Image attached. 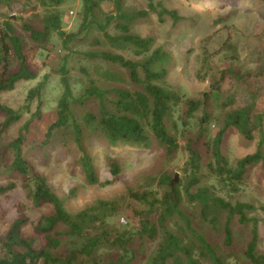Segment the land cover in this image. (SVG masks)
I'll use <instances>...</instances> for the list:
<instances>
[{
  "label": "trees",
  "instance_id": "16d2710c",
  "mask_svg": "<svg viewBox=\"0 0 264 264\" xmlns=\"http://www.w3.org/2000/svg\"><path fill=\"white\" fill-rule=\"evenodd\" d=\"M6 1L0 0V3ZM35 1L41 4L43 13L40 18L37 16L39 25L21 24L25 35L15 32L9 17L0 25V93L13 90L20 82L34 81L43 66L48 67L45 60L50 57L52 41L60 42L50 70L59 78L61 93L55 120L47 126L39 147L56 134L64 143L71 138L87 185L104 188L113 184L119 178L121 167L117 159L108 158L112 179L100 181L93 157L84 145L85 137L95 138L109 148L147 149L155 144L163 150L165 159L171 161L180 149L179 128L187 129L188 133L191 124L197 127L192 136L186 135L182 146L185 160L181 168L183 176L178 181L172 183L171 174L164 171L151 186L127 188L118 198L95 199L82 209L69 212L65 199L54 192L46 177L22 152L30 121L42 115V94L49 77L44 73L26 91L17 108L0 104L3 117L0 137L12 124L29 115L7 146L11 155L6 148L0 150V170L19 177L32 208L48 205L51 212L41 215L32 226L31 234H25L23 228L29 223L26 206L16 205L17 218L0 237V264H134L148 256L150 264H264V253L258 250L260 220L254 216L256 212L264 214V205L229 199L239 191L248 167L259 164L264 170V110L257 112L253 104L232 109L233 97L224 95L219 77L208 91L196 97L185 96L167 86L170 55L155 46L152 37L132 34L129 28L133 20L145 18L149 12L159 19L168 17L172 24L181 20L175 10H167L159 2L154 4L148 0L146 10L127 14L122 10L123 0H111L113 12L104 14L101 4L109 0H79L78 28L66 33L61 28L64 15L60 7L70 0ZM101 15L103 21L99 19ZM110 24L119 32L117 35L107 33ZM93 26L108 41L131 46L142 61L135 62L107 51L74 50L75 42L86 40ZM73 54L106 66L96 67L94 76L84 73L86 84L79 94H76L79 82H72L68 70ZM125 70L128 82L122 74ZM218 75L221 80L240 79L232 63ZM99 80L122 85L125 82L127 87L103 89L97 85ZM251 94L254 96L255 91ZM90 100L96 103L97 113L93 109H85L82 116L74 113L75 107L86 106ZM211 122L219 123L212 137ZM229 129L248 141L253 140L254 134L259 136L255 151L233 166L221 153L223 136ZM200 147L208 154L206 162ZM204 176L213 183H203ZM15 187L13 181L0 185V196ZM73 196L74 189H70L67 198ZM125 199L141 207L140 211H134L135 228L112 222L123 212ZM233 221L248 228V240L240 255L234 250Z\"/></svg>",
  "mask_w": 264,
  "mask_h": 264
},
{
  "label": "rangeland",
  "instance_id": "374dc122",
  "mask_svg": "<svg viewBox=\"0 0 264 264\" xmlns=\"http://www.w3.org/2000/svg\"><path fill=\"white\" fill-rule=\"evenodd\" d=\"M154 4L159 2L167 10H175L181 20L172 24L171 20L163 16L159 19L155 13H148L145 18H138L130 23V32L140 37H152L155 46H160L166 51L171 62L166 78L167 86L188 97L199 96L208 91L210 84L219 77L224 95H232L234 108L245 107L253 104L257 112L264 110V0H151ZM148 0H123L122 10L127 14L147 9ZM79 0H70L60 7L63 11L64 21L62 30L66 33L76 31L78 28ZM69 12V13H68ZM102 13H112L111 0L101 4ZM43 13L41 4L35 0H7L0 3V25L7 17L14 24L15 32L22 33V23L39 25L40 15ZM67 13V16H66ZM39 17L37 18V16ZM102 16V17H101ZM100 20L103 21V15ZM109 35H117L119 32L110 24L107 28ZM22 35H25L22 33ZM95 43L92 44V41ZM59 41H52L50 57L46 58L48 67L43 70L34 81L20 82L8 92L0 93V104L11 108H17L25 97L26 91L41 80L46 73L48 81L42 94L41 118L31 120L26 135V146L22 152L34 168L44 175L54 192L65 199L64 205L69 212H76L95 199H113L125 194L127 188L140 189L151 186L155 180L168 171L171 174L172 183L182 178L181 168L185 160L182 146L186 135L192 136L197 125L191 124L188 129L181 131L179 128V145L175 157L167 161L163 150L153 144L147 149H133L117 146L107 147L95 138L85 137L84 145L93 157V165L96 176L100 181L111 180L107 160L115 158L121 167V173L117 181L104 188L87 185L84 175L78 163L79 153L67 138L64 143L60 135L52 137L42 147L39 145L44 140L47 126L55 120L57 100L61 93L59 78L50 68L54 65L53 59L57 58L56 50ZM60 48V47H59ZM79 52L107 51L121 55L135 62L142 58L133 53L132 47L122 42H110L103 34L92 27L86 40L75 42L72 46ZM63 54H66L62 51ZM60 56H58L59 58ZM68 64L69 76L72 82L78 81L76 94H79L86 82L84 73L91 76L96 67L104 69L106 66L93 63L78 55H71ZM81 58V59H80ZM239 71L240 79L221 80L218 73L230 66ZM111 70L114 68L110 67ZM50 70V72H49ZM45 73V74H44ZM125 81L128 82L127 71H123ZM73 77L75 79H73ZM78 78V79H76ZM97 85L103 89L112 87H124L127 85L104 83L99 80ZM255 91L253 96L251 93ZM33 109V106H32ZM85 109H93L98 112L93 100L87 101L86 106L75 107L74 113L82 116ZM33 111V110H32ZM29 118L24 115L22 119L12 124L0 137V150L5 149L11 155L8 144L16 136L19 126ZM3 117L0 115V124ZM219 128V123L211 122L209 134L212 137ZM264 131V125H263ZM86 135V134H85ZM259 136H253L248 141L241 137L234 129H229L223 136L221 153L230 165L246 155L255 151ZM90 144V147L88 146ZM33 146V148H28ZM201 148V147H200ZM5 150V151H6ZM264 150V147H263ZM201 152L203 162L208 160V154ZM10 161V160H9ZM13 181L16 187L0 196V237H3L13 220L17 218L16 205L23 203L26 206V215L29 223L23 228L25 234H31L32 226L41 215L51 212V208L45 205L41 208H32L26 198V192L21 188L19 177L13 173L8 174L0 170V185ZM203 183H213V180L204 176ZM153 188V187H152ZM70 189H74V196L68 197ZM231 201H240L254 205H264V170L257 164L250 166L245 171V178L237 193L231 194ZM141 207L133 201L125 199L123 212L112 219L114 224L120 227L137 226V217L134 211H140ZM260 222L258 223V250L264 253V214L254 213ZM235 251L242 252L248 240V228L232 222ZM242 260L243 257H242ZM134 264H150V257ZM248 264V263H247Z\"/></svg>",
  "mask_w": 264,
  "mask_h": 264
},
{
  "label": "water",
  "instance_id": "95a60500",
  "mask_svg": "<svg viewBox=\"0 0 264 264\" xmlns=\"http://www.w3.org/2000/svg\"><path fill=\"white\" fill-rule=\"evenodd\" d=\"M176 180V179H175ZM175 180H174V182H175Z\"/></svg>",
  "mask_w": 264,
  "mask_h": 264
}]
</instances>
